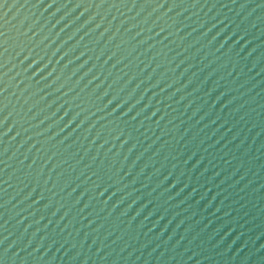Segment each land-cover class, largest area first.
I'll return each mask as SVG.
<instances>
[{
  "label": "water",
  "instance_id": "water-1",
  "mask_svg": "<svg viewBox=\"0 0 264 264\" xmlns=\"http://www.w3.org/2000/svg\"><path fill=\"white\" fill-rule=\"evenodd\" d=\"M0 264H264V0H0Z\"/></svg>",
  "mask_w": 264,
  "mask_h": 264
}]
</instances>
